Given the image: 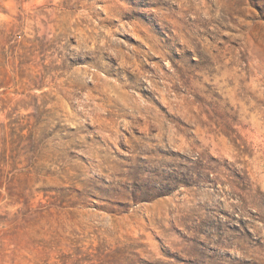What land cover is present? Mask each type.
Instances as JSON below:
<instances>
[{"label":"rangeland","instance_id":"obj_1","mask_svg":"<svg viewBox=\"0 0 264 264\" xmlns=\"http://www.w3.org/2000/svg\"><path fill=\"white\" fill-rule=\"evenodd\" d=\"M0 264H264V0H0Z\"/></svg>","mask_w":264,"mask_h":264}]
</instances>
